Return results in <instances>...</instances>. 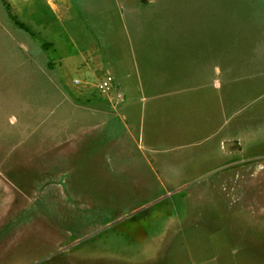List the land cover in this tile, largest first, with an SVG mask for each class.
<instances>
[{"label":"rangeland","instance_id":"374dc122","mask_svg":"<svg viewBox=\"0 0 264 264\" xmlns=\"http://www.w3.org/2000/svg\"><path fill=\"white\" fill-rule=\"evenodd\" d=\"M67 2L0 0V264H264V0ZM165 2L220 35L217 88L126 120L129 6Z\"/></svg>","mask_w":264,"mask_h":264},{"label":"crops","instance_id":"0c3cea01","mask_svg":"<svg viewBox=\"0 0 264 264\" xmlns=\"http://www.w3.org/2000/svg\"><path fill=\"white\" fill-rule=\"evenodd\" d=\"M67 3L70 5V0ZM183 5L174 2L162 3L159 10L152 11L154 15L152 19L142 16L140 4L132 3L129 6V21L132 26H137L142 19L147 21L145 28L137 27V30H133L132 27V31L128 32L133 34L138 31L134 36L137 42L136 58L138 66L140 63L143 65L146 80L135 85V88L128 84L119 86L127 91L117 93V97L118 95L121 97L120 104L118 107L113 105L112 110L121 109L126 120H133L139 116L138 105L143 97L147 103L160 98L163 94L181 96L180 99H187L193 95L196 97L202 95L204 98L205 91L217 88V78L221 74L219 52L217 49L210 50L209 46L214 44L220 35L215 32H202L198 23L186 16H182L176 26H170L167 22L170 17H167V12L183 8ZM50 7L54 8L52 4ZM201 7L210 8L208 2L202 3ZM112 79L114 81L113 77ZM133 89L139 92L135 93ZM217 99L224 101V97L219 94ZM107 101L109 103V100ZM196 105H202V101H196ZM148 110L153 114L157 112L156 106L149 107ZM230 141L232 139H229Z\"/></svg>","mask_w":264,"mask_h":264},{"label":"built area","instance_id":"2783aa9c","mask_svg":"<svg viewBox=\"0 0 264 264\" xmlns=\"http://www.w3.org/2000/svg\"><path fill=\"white\" fill-rule=\"evenodd\" d=\"M110 81L112 82V77H108L107 79H105L102 84L99 86L100 89L102 90H108L110 89L109 85H110ZM75 83H78V80H75ZM120 97V96H119Z\"/></svg>","mask_w":264,"mask_h":264},{"label":"water","instance_id":"95a60500","mask_svg":"<svg viewBox=\"0 0 264 264\" xmlns=\"http://www.w3.org/2000/svg\"><path fill=\"white\" fill-rule=\"evenodd\" d=\"M232 145H233L232 142L225 143V144H224V149L226 150V148H227L228 146H232Z\"/></svg>","mask_w":264,"mask_h":264},{"label":"trees","instance_id":"16d2710c","mask_svg":"<svg viewBox=\"0 0 264 264\" xmlns=\"http://www.w3.org/2000/svg\"><path fill=\"white\" fill-rule=\"evenodd\" d=\"M19 26L23 27V25L19 24Z\"/></svg>","mask_w":264,"mask_h":264}]
</instances>
